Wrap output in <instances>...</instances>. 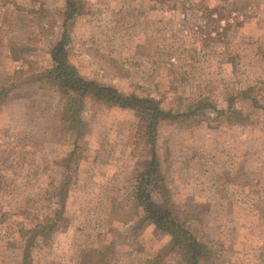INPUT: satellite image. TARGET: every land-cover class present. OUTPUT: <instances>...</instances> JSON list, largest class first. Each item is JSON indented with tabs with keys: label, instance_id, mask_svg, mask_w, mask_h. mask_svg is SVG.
I'll return each mask as SVG.
<instances>
[{
	"label": "rangeland",
	"instance_id": "obj_1",
	"mask_svg": "<svg viewBox=\"0 0 264 264\" xmlns=\"http://www.w3.org/2000/svg\"><path fill=\"white\" fill-rule=\"evenodd\" d=\"M66 1L0 0V264H23L39 225L29 264H186L135 198L154 153L147 189L207 246L203 264H264V0H81L70 62L183 113L154 133L92 96L71 127L35 80Z\"/></svg>",
	"mask_w": 264,
	"mask_h": 264
},
{
	"label": "trees",
	"instance_id": "obj_2",
	"mask_svg": "<svg viewBox=\"0 0 264 264\" xmlns=\"http://www.w3.org/2000/svg\"><path fill=\"white\" fill-rule=\"evenodd\" d=\"M82 7L81 0H67L66 10L62 24V34L60 39L51 47L49 54L52 66L43 72L33 76L42 86L57 89L66 99L65 110L68 116V123L80 125V111L84 99L87 96L94 97L97 102L107 108L131 109L146 113L149 117L146 128L154 133L157 126L162 121H177L183 113H173L162 108L161 102L153 97H138L136 95H125L117 88L112 86L100 85L97 82L82 76L75 66L70 62V30L75 17L80 13ZM212 14L205 16L209 26L211 21L216 24L219 19H212ZM218 29V27H216ZM5 95V93H4ZM247 93H241V96ZM8 96V93L5 95ZM257 103V99H253ZM196 105V104H194ZM193 108L198 105H190L188 114L192 115ZM69 126H73V125ZM155 137L151 135L153 142ZM159 173V163L156 153L153 154L150 165L140 174L138 185L136 186L135 198L141 205L149 220L159 230L166 232L171 236L173 244L182 246L186 249L188 259L186 264H203L207 246L201 243L192 232H190L183 220L172 210L161 207L148 191V186L152 183L153 178ZM53 225V226H52ZM50 226L51 232L55 230V224ZM45 225H39L34 230V237L24 250L23 264H29V257L35 243V238L45 235ZM48 233L49 235L51 234Z\"/></svg>",
	"mask_w": 264,
	"mask_h": 264
}]
</instances>
